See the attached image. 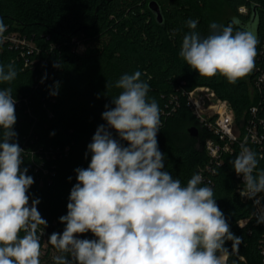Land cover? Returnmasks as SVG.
<instances>
[{
  "label": "trees",
  "instance_id": "1",
  "mask_svg": "<svg viewBox=\"0 0 264 264\" xmlns=\"http://www.w3.org/2000/svg\"><path fill=\"white\" fill-rule=\"evenodd\" d=\"M150 1L0 0V19L7 26L4 33L17 31L26 40L16 47L2 39L0 63H13L18 75L11 84H0V89L11 87L16 100L14 131L16 142L25 150L21 167L34 179L28 194L40 200L38 211L48 228L62 233L65 225L59 218L67 214L70 191L77 183L75 170L88 167V145L98 126L106 125L101 114L105 105L114 107L112 98L121 91L115 82L125 73L140 71L141 80L150 87L149 99L154 98L161 111L157 139L165 156L164 170L180 179L182 186L193 174H202L201 186L214 190L231 232L242 241L236 248L231 241L225 243L229 262L240 264V254L248 264H263L261 224L252 223L249 234L238 223L252 211V205L236 191L238 178L230 161L238 149L226 153L220 164L211 161L204 145L208 132L190 109L186 92L209 85L231 102L239 121L247 120L250 106L261 100L255 118L264 128V86L253 98L250 92V85L264 70V0H157L163 23L156 20ZM241 6L247 11H240ZM189 19L198 21L195 31L202 37L210 34L212 22L252 32L258 40L252 73L230 84L219 74L201 77L190 69L179 56L183 36L190 31ZM191 126L199 128L198 136L189 133ZM109 131L127 146L115 130ZM254 151L258 169H264V151L260 154L258 146ZM80 236L95 238L91 232Z\"/></svg>",
  "mask_w": 264,
  "mask_h": 264
},
{
  "label": "clouds",
  "instance_id": "2",
  "mask_svg": "<svg viewBox=\"0 0 264 264\" xmlns=\"http://www.w3.org/2000/svg\"><path fill=\"white\" fill-rule=\"evenodd\" d=\"M197 24L186 21L190 31L179 51L190 69L201 77L219 74L230 84L252 73L258 54L252 32L212 22L210 34L202 37L195 31ZM6 29L0 19V43ZM17 75L13 63H0V84H11ZM141 75L125 73L115 82L121 91L112 98L114 107L105 105L101 114L106 125L98 126L88 145L91 161L75 170L77 183L70 191L67 214L59 218L65 228L48 238L60 253L53 257L55 264H225V243L231 241L236 248L242 242L231 232L214 190L201 186V174H193L182 186L164 170L157 139L161 111L156 100L149 99L150 87ZM12 92L11 87L0 89V264H41L38 230L47 227V221L38 211L40 200L28 194L34 179L21 167L25 150L16 142ZM230 163L243 178L240 194L258 205L264 169H258L257 154L242 144ZM256 218L264 223V211ZM88 232L95 238H79Z\"/></svg>",
  "mask_w": 264,
  "mask_h": 264
},
{
  "label": "built area",
  "instance_id": "3",
  "mask_svg": "<svg viewBox=\"0 0 264 264\" xmlns=\"http://www.w3.org/2000/svg\"><path fill=\"white\" fill-rule=\"evenodd\" d=\"M239 10L246 12L247 8L241 6ZM2 39L9 41L11 46L14 45L16 47L26 43V40L17 31L3 33ZM262 51H264V43L262 44ZM252 86L255 93L256 90L261 91V87L264 86V70H260ZM186 96L190 109L196 114L204 130L208 132L204 145L211 161L220 164L226 153H234L236 149H238L239 154L242 144L249 147L253 152H255L254 146H258L260 154L263 153L264 126L262 127L263 129H260L258 120L255 118L261 100L250 106L251 116L239 123L237 122L236 113L231 102L228 99L220 97L215 89L209 85L202 84L191 88L186 92ZM261 123L264 125V118L261 119ZM235 129H239L240 134H237ZM207 168L214 172L213 168L208 166ZM235 175L238 178L236 191L240 194L243 188V178L236 173ZM240 197L243 201L249 202L252 205L251 213L241 217L238 221L239 225L245 227L250 234L254 229L252 223L257 222V214L264 211V193L259 194L260 203L258 205L254 203V199H249L247 196H242L241 194ZM29 204H31V200ZM259 224H261L263 229L259 239V248L264 264V223ZM39 230L38 232L41 236L48 235V237L53 232H57L48 228V224L45 228L41 225ZM228 256L229 253L227 252L225 264H231ZM238 256L242 260L240 264H248L244 255L238 254Z\"/></svg>",
  "mask_w": 264,
  "mask_h": 264
},
{
  "label": "rangeland",
  "instance_id": "4",
  "mask_svg": "<svg viewBox=\"0 0 264 264\" xmlns=\"http://www.w3.org/2000/svg\"><path fill=\"white\" fill-rule=\"evenodd\" d=\"M250 92H251V98L255 97V91L253 89V86L250 85ZM242 121V120H241ZM239 120H237V122H241ZM235 132L237 134H240V130L239 129H235ZM40 231V230H39ZM60 233V232H58ZM38 235L39 232H38ZM48 235L47 236H41L40 235V243H41V256H40V261L41 264H52V262L54 261L53 257H55L57 254V251L50 249L51 247H53L51 244L48 243ZM80 239H86L83 238L82 236H79ZM50 249V251L48 252V250Z\"/></svg>",
  "mask_w": 264,
  "mask_h": 264
},
{
  "label": "water",
  "instance_id": "5",
  "mask_svg": "<svg viewBox=\"0 0 264 264\" xmlns=\"http://www.w3.org/2000/svg\"><path fill=\"white\" fill-rule=\"evenodd\" d=\"M149 7L153 11L156 20L160 23H163L164 22V14H163V10H162L160 3L157 0H151L149 2ZM189 133L192 136H198L199 135V128L197 126H191L189 128Z\"/></svg>",
  "mask_w": 264,
  "mask_h": 264
}]
</instances>
